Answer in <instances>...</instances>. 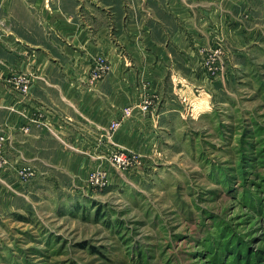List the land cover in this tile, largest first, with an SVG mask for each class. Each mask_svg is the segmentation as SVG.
Here are the masks:
<instances>
[{"label": "rangeland", "instance_id": "obj_1", "mask_svg": "<svg viewBox=\"0 0 264 264\" xmlns=\"http://www.w3.org/2000/svg\"><path fill=\"white\" fill-rule=\"evenodd\" d=\"M230 1L241 4L238 23L231 33L219 27L213 45L198 49L207 91L194 88L186 119L170 134L163 130L157 148L144 154L114 140L135 107L145 112L142 101L112 121L116 130L107 126L106 159L84 181L65 185L61 198L50 191L15 208L13 179L0 177V264H264V0ZM98 57L109 66L105 77L111 71L105 55L94 57L91 81ZM19 76L31 88L28 73L7 83L28 99L30 90L25 95L13 82ZM145 98L148 113L157 101ZM9 138L0 135L8 162L0 172L14 170L19 184H30L38 171L21 163L35 175L19 179ZM120 151L130 155L127 165L112 161ZM96 171L106 186L91 183Z\"/></svg>", "mask_w": 264, "mask_h": 264}, {"label": "crops", "instance_id": "obj_2", "mask_svg": "<svg viewBox=\"0 0 264 264\" xmlns=\"http://www.w3.org/2000/svg\"><path fill=\"white\" fill-rule=\"evenodd\" d=\"M138 2L136 8L134 0L0 1V135L10 137L7 155L13 164L38 171L25 185L14 170L0 172L13 179L15 208L50 191L61 198L65 185L84 181L106 159L107 126L144 95L156 99V107L148 113L135 107L114 140L147 154L158 147L163 130L170 134L186 119L194 88L207 91L198 49L213 45L219 27L231 33L241 4ZM182 4L183 15L178 12ZM102 54L111 71L93 83L91 60ZM21 72L32 78L28 99L7 83ZM201 98L194 99L200 104ZM2 195L0 180V213Z\"/></svg>", "mask_w": 264, "mask_h": 264}, {"label": "built area", "instance_id": "obj_3", "mask_svg": "<svg viewBox=\"0 0 264 264\" xmlns=\"http://www.w3.org/2000/svg\"><path fill=\"white\" fill-rule=\"evenodd\" d=\"M108 71H109V66L106 63V60L103 57H98L97 59H95V62L91 69L92 81H97L102 77H105ZM13 82L15 86L18 89H20L23 94L27 95L28 91L30 90V83L27 77L25 76L16 77V79ZM150 104L151 102L148 98L143 99V104L141 106L142 110L147 111ZM117 127H118V123L114 121L110 124L108 131L112 132L116 130ZM113 154L114 155H112V161H116L119 165H127L129 163L130 155L127 152L120 151V153H113ZM7 163L8 162L3 154V146L0 143V170H3V168L7 165ZM16 171H18V173L20 174L19 179L21 181H27L32 177H34L35 175L33 173L34 171L30 167H21L20 165H18ZM90 181L94 186L100 188L108 184L107 177L101 175V173L98 171L92 174Z\"/></svg>", "mask_w": 264, "mask_h": 264}]
</instances>
